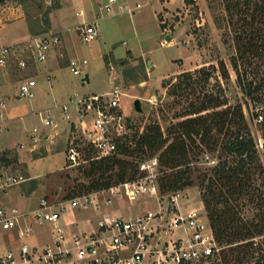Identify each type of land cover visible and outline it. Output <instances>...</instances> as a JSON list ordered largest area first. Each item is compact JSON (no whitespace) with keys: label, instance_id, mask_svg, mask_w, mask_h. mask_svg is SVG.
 <instances>
[{"label":"rangeland","instance_id":"rangeland-1","mask_svg":"<svg viewBox=\"0 0 264 264\" xmlns=\"http://www.w3.org/2000/svg\"><path fill=\"white\" fill-rule=\"evenodd\" d=\"M52 1L27 0L23 4L17 1H9L0 5V19L2 20L0 44H8L27 37L29 33L24 29L26 28L24 24H27L29 20L33 24L39 23L40 16H42L46 6L51 4ZM58 1L60 7L48 14L50 29L42 32V34L53 31L51 29L58 30L53 32L60 36V31L63 32L70 58L77 59L80 63L83 59H86L88 63L87 65L80 64L82 71L80 75L74 74L69 64L57 65L51 75L57 77L63 89L61 93L56 95L55 101L48 87L47 74L43 71L35 74L31 73L38 83L36 95L31 100L34 101L39 96L40 91L46 90L48 105L50 107H59L58 111L52 108L54 116L57 115V112L59 114V111L61 114L62 105L68 102L66 94L72 96L92 92L102 93L111 91L115 86H119L122 92L119 110L124 116L123 121L126 126V133L124 134L133 135L138 130L142 131L145 125L153 121L160 122L165 129L175 119L173 117L175 112L173 110L175 109L169 110V106H167V103L172 101V97L168 96V90L163 87V81L175 80V77L183 71H193L200 68L203 71L195 76L197 79L194 81V88L189 91V100H195L199 93L202 94L214 89L213 91H221L228 104H240L242 107V103L247 101L243 88L239 86V81L237 80L239 72H243L245 65L240 64L239 60L237 62L239 69L234 66L236 61L234 31L231 28V21L225 8L224 0H193V3H186L184 0H174L170 4L173 9L169 10L170 13L167 15L170 18H167V22L170 26L169 33L171 34L172 42H170L171 39L166 40L167 34L163 33L164 24L162 21L166 20L164 13L159 17L160 21L155 13L158 0H129V6H135L137 3L141 4L140 8L131 15L119 11L121 10L118 7L119 5L127 6L125 5L127 3L125 0L117 1L116 9L117 13L119 12L118 14H108L106 11H102L101 5L106 0ZM6 7L7 10L16 12L18 9L20 11L23 10L27 21L14 19L13 17L16 14L7 16ZM100 11H102V16H99L102 17L100 20V37L89 43L81 41L78 35V27L82 23L96 18ZM186 40L188 42H184ZM61 56L65 57L63 53ZM26 59H28L29 67L31 64L30 55ZM120 60H127L128 63L122 66ZM253 60V65L248 67L250 73L264 74V63L259 58H253ZM109 61L111 64H106ZM221 61L224 62L225 67L229 71L230 75L227 78L221 76ZM138 64L145 69L148 78L141 82H134L133 78L125 77L124 70ZM258 64H260L259 68ZM205 71L212 73V77L206 82L203 79V77L205 78ZM87 74L89 81L85 79ZM137 98L141 101V111H137L134 105ZM31 100L21 98L19 102L29 105ZM53 102L56 104L54 105ZM70 113L73 121V115L76 112L72 105L70 106ZM87 119L89 122L91 116H88ZM21 124H24L23 130L27 131L25 133L27 137L24 140L26 142L28 140V145L30 144L29 129L34 125L44 126L39 117H34L33 121L25 119L23 122L21 121ZM109 134L116 140L123 135L117 132L116 129L110 130ZM81 137L83 138L80 141L82 144L86 140L83 136ZM60 144L63 146L62 149L65 153H49L41 160H27L24 153L25 150H22L24 148L22 143L19 145L22 151L21 155H18V161L14 160L15 154H18L17 147L4 150L11 152L8 159L14 161L10 165H3L0 168V178L8 174H22L26 177L28 174L26 171L27 167L32 169L34 175H41L42 172H45L39 177V185L32 193V198L29 197L26 202H23L22 199H17V190L22 195L28 194L30 183H24L26 185L20 183L10 187L8 189V192H10L9 199L13 201V203L10 201V204L17 205L21 210L26 211L34 208L42 196H47L51 200H60L67 197L88 195L96 191V188L94 189L93 185H91V179L84 172L87 170L86 164L93 157L94 149H85L88 146L85 145L83 154L88 161L80 166H68L66 161L68 141H60ZM31 146L34 147L32 144ZM218 154L219 152L201 154L192 161L191 166L195 170V185L178 190L180 191L179 204L183 211L202 208L203 205L201 213L203 214V219H205L204 214L206 215L207 212L201 199V189L197 174L200 169L210 173V168L219 160ZM119 156L124 157L120 154ZM126 158L139 165L148 161L143 154L126 156ZM109 173L112 172L110 171ZM154 173H156V177L162 174L159 166L156 167ZM142 176L143 173L140 170L137 177ZM113 186L118 185L112 184L109 187ZM117 188H120L121 191L123 190L122 187L113 188L110 192L111 199L108 201L103 196H99L98 205L94 206L95 204H93L88 209H75L73 214L68 212V218L74 223L69 226V230H91L94 227V222L96 221L97 223V220L106 212L127 217L147 210H159L160 207L167 204L170 200L168 198L170 195L165 194L162 196L161 193L160 199L150 197L147 194L137 198H128L125 194L119 196ZM2 195L0 192V197ZM102 203L105 208L99 206ZM254 211L255 209L252 210L250 207L245 209L246 214L249 216H252ZM37 227L46 230H44L45 232L43 231L44 235L40 236L38 240L48 243L50 231L40 226ZM30 242L35 243V240L32 239ZM2 251L0 249V253Z\"/></svg>","mask_w":264,"mask_h":264},{"label":"built area","instance_id":"built-area-1","mask_svg":"<svg viewBox=\"0 0 264 264\" xmlns=\"http://www.w3.org/2000/svg\"><path fill=\"white\" fill-rule=\"evenodd\" d=\"M118 0H106L101 5L102 11L108 14L117 12ZM139 7L140 4H137ZM118 7L121 8L119 5ZM134 7L126 6V12H133ZM163 33L170 34L167 14H164ZM100 20L96 17L78 27L81 41L89 43L100 37ZM2 20L0 19V26ZM167 40V39H166ZM61 36L54 32L33 36L25 44L30 59L45 61L52 48L61 45ZM188 42V40L184 41ZM164 43V42H163ZM16 45H0V67L9 68L13 61ZM87 60L80 63L77 59H69L71 71L80 75V64L87 65ZM17 64L21 68L28 67V59L19 58ZM243 79L239 86L244 88L250 84L251 93L244 89L247 101L242 103V110L247 120L254 149L264 168V74L241 73ZM50 79V77H48ZM37 80L33 77L24 79L19 88V97L32 99L36 95ZM119 86L111 91L90 95L75 94L62 105V114L67 121H72L70 106L72 105L81 124L74 122V131L66 148L68 166H80L88 160L83 150L93 148L91 159L111 157L117 153L118 142L111 137L110 130L126 133L124 116L120 113ZM5 100L0 96V138L5 131ZM119 110V111H118ZM44 127L57 125L51 108L34 112ZM91 116V126H86ZM86 142L80 143L83 140ZM30 143L37 146L43 140V132L39 126L30 130ZM159 166L157 157L141 163L139 169L143 176L132 181L118 183V186L97 189L92 194L51 200L42 196L37 205L23 211L17 206H8L0 202V229H16L20 245L17 250L6 249L0 253V264H225L213 227L201 213L202 208L183 211L179 204L180 191L169 194V202L159 210H147L142 213L124 216L104 213L97 220L93 230H67L65 214L75 209H88L99 204L98 197L106 201L111 199L110 192L118 189V195L137 198L147 194L160 199V189L154 170ZM22 174H8L0 178V192L8 194V189L26 181ZM105 203V202H104ZM103 205V203H102ZM101 204L99 206H102ZM204 216H206L204 214ZM29 220V221H28ZM35 224V225H34ZM74 224V223H72ZM35 226L50 227L52 242L32 244L28 238L35 233ZM251 255L238 264H264V233L250 238Z\"/></svg>","mask_w":264,"mask_h":264},{"label":"trees","instance_id":"trees-1","mask_svg":"<svg viewBox=\"0 0 264 264\" xmlns=\"http://www.w3.org/2000/svg\"><path fill=\"white\" fill-rule=\"evenodd\" d=\"M9 1L23 4L27 0H0V5ZM184 1L193 3V0ZM224 3L234 31V66L239 69L237 62L240 60V64L245 65L243 73L246 74L250 72L248 67L254 63L253 58H259L264 63V0H224ZM59 7V1L53 0L46 6L39 23L33 24L29 20L31 32L39 35L49 30L48 14ZM36 25L39 26L38 30L34 29ZM120 63L125 66L128 62L120 60ZM106 64L111 63L109 61ZM220 67L221 76L229 77L223 61ZM202 71V68L183 71L175 80L163 81L168 96L172 97L167 106L169 110L175 109V119L165 129L160 122L153 121L133 135L123 134L117 139L116 154L89 160L84 172L91 179L94 189L107 188L112 184L135 180L140 173L139 164L126 156L143 154L144 158L150 159L157 155L162 171L157 182L164 196L195 185L192 161L201 154L219 152V160L210 168L211 172L200 169L197 177L207 212L204 217L210 221L216 240L222 247L223 261L225 264H238L251 255L250 238L264 233V168L254 149L240 104H228L221 91L214 89L199 93L195 100H189V91L194 88L197 79L195 76ZM241 73L237 76L239 82L243 81ZM124 74L125 77L133 78L134 82L148 78L140 64L125 69ZM204 74L205 82L212 77L211 72L205 71ZM243 89L251 93L250 84ZM10 153L9 150H2L0 168L10 165L14 160L18 161V154H15L14 160H9ZM40 153L35 151V157ZM27 182L30 183L28 194L39 185L38 178H30L22 183L26 185L24 183ZM247 207L255 209L252 216L246 214Z\"/></svg>","mask_w":264,"mask_h":264},{"label":"crops","instance_id":"crops-1","mask_svg":"<svg viewBox=\"0 0 264 264\" xmlns=\"http://www.w3.org/2000/svg\"><path fill=\"white\" fill-rule=\"evenodd\" d=\"M128 1L129 0H125V2H127L125 5H127V6H129ZM173 1L174 0H164V1L158 0V3H157L158 6L155 8V13H156L158 19L162 13L169 15V13H170L169 10L173 9L170 7V4ZM137 4H140V3H137ZM137 4L135 6H129V7H134L132 13H134L135 10L140 8L141 4L139 7L137 6ZM121 8L122 9L119 11H121V12L123 11L124 13H128L130 15L132 14L130 12L124 11L123 6H121ZM5 9L7 10V7ZM12 14H16L13 17L14 19L15 18L21 19L23 21L26 20L24 13H23V10L20 11L18 9L17 12L14 10H12V11L7 10V16H11ZM97 16L98 17L102 16V11H100V14H98ZM167 17H169V16H167ZM101 19H102V17H101ZM159 21H160V19H159ZM84 23H86V22H84ZM84 23H82V24H84ZM24 25L26 27L24 29H26L27 33H29V35L27 37H25L24 39L14 41V42H10L8 44H0V45H16V48L13 52V61H12L11 66L9 68H6V69L0 67V96L3 97V99L5 100L4 112H5V116H6L5 131L0 138V151L5 150L6 148L7 149H13V148L15 149L17 147V151H18L17 153L19 156L21 155V151L25 150L24 153H25V156L27 157V160H41L42 158L46 157L49 153L51 154V153L64 152V150L62 149L63 146L60 144V141L61 142L64 140L69 141V138L72 136V132L74 131L73 130L74 122L77 124H81V120H79L78 115L75 114V115H73L74 120L68 122L64 118L62 112L60 114V111H59V114L57 112V115H55V119L57 122V125L55 127L46 128L44 126H39L41 131L43 132V140L39 143V145L32 147L31 143L28 145V140H27V142L24 140V138L27 137L25 134L27 131L25 132L23 130L24 124H21V121L23 122V120H25V119H27V120L31 119L33 121L34 117H38L37 115L34 114L35 111L45 109V108H51V109L53 108L56 111H58L59 107H57V106L50 107L48 105L49 103L47 100V95L45 93L46 90L40 91L39 96H37V98L34 101L29 99V100H31L30 101L31 103L29 105L27 103H24V102L23 103L19 102L21 100V97H19V88H20L21 82L28 77H33V75L31 73L35 74V73H38L40 71L45 72L47 74L46 75L47 79H48V77H50V79L47 80V83H48V87H49L51 93L53 94V100L55 101L56 95L61 93L63 86L57 80V77H54L51 74L55 70V68L57 67L58 64L60 66H62L63 64L67 65L69 63V59H71L68 52H67L63 32L60 31L61 40H62L61 45L52 48V50L50 51V53L48 55L47 60L42 61V62L37 61V60H31V64L28 68L19 67L17 64V60L19 58H27L29 55L28 49L25 48L26 46L24 43H26L33 36H35V34H38L35 32L34 33L31 32V29H30L28 23L24 24ZM160 25H161V23H160ZM38 27L39 26L36 25V27H34V29L38 30L39 29ZM175 28H176V26H175ZM51 30L58 31L55 29H51ZM53 31H51V32H53ZM169 35H171V34H169ZM170 42H172V37H171ZM62 53H63V55H65V57L61 56ZM27 72H30V73H27ZM85 79L87 81H89L88 74L86 75ZM53 83H55V84H53ZM35 91H36V88H35ZM55 91H57V92H55ZM102 93H104V92H102ZM90 94H96V93L92 92V93H85V94H81V95H90ZM70 97H71L70 94H68V95L66 94V98H68L67 101H69ZM18 99H20V100L18 101ZM22 99H25V98H22ZM53 104L55 105L56 103L53 102ZM84 123L88 127L91 126L90 120H89V122L87 121ZM30 130L31 129H29V131ZM27 139H29V138H27ZM21 143L24 145V148L22 150L19 147V145ZM35 151L41 152L40 153L41 155L35 157V155H34ZM26 171L28 173L27 176H29L28 179H30V178H38L39 179V177H41L45 173V172H42L41 175H34L32 173V169H30L28 167H27ZM17 191H18V198H17L18 200L22 199L23 202H26V200H29V197L32 198L33 192H31L29 194H23L22 195L19 193V190H17ZM9 194H10V192H8V194H6V195L3 194L0 197V202L3 204H6L8 206H17L14 204H10L11 202L13 203V201H11L9 199V196H10ZM37 203H38V201H37ZM37 203H36V205H37ZM17 207H19V206H17ZM102 207H104V205H102ZM202 208H203V205H202ZM69 213L73 214V212H69ZM69 213L65 214V216H64V220L66 223L67 230H69V226L72 225V220H70L68 218ZM96 226H97V223L95 221L93 229H95ZM45 228L50 231L49 241H47V242L48 243L52 242V234H51L50 227L47 226ZM93 229H91V230H93ZM44 230L35 226V233L31 237L28 238V241L30 242L32 239H34L35 243H32V244H44V242L38 240L40 238V236L44 235V233H43ZM37 234H40V235H37ZM19 245H20V240L18 238V234H17L16 229H12V230H1L0 229V249L1 250H3V251L6 249L17 250Z\"/></svg>","mask_w":264,"mask_h":264},{"label":"water","instance_id":"water-1","mask_svg":"<svg viewBox=\"0 0 264 264\" xmlns=\"http://www.w3.org/2000/svg\"><path fill=\"white\" fill-rule=\"evenodd\" d=\"M170 39H171V36L168 35V36H167V40H170ZM134 105H135V108H136L137 111H141V101H140L139 98H137V99L135 100Z\"/></svg>","mask_w":264,"mask_h":264}]
</instances>
